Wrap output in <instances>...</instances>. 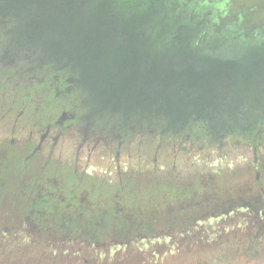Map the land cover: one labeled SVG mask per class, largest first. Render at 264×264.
<instances>
[{"label": "flooded vegetation", "instance_id": "af4514ba", "mask_svg": "<svg viewBox=\"0 0 264 264\" xmlns=\"http://www.w3.org/2000/svg\"><path fill=\"white\" fill-rule=\"evenodd\" d=\"M75 1L0 0V171L19 176L15 195L22 197L5 214L0 234L6 245H20L28 233L57 262L63 249H73L75 259L92 263L102 254L96 246L112 251L158 237L170 244L185 235L189 248L193 240L202 243L205 222L258 221L264 188L252 202L237 203L230 190L242 188L238 171L254 169L261 181L264 45L230 52L232 37L207 43L203 35L210 29L200 19L208 13L200 7L181 22L191 27V38L165 44L163 53L153 11L145 14L151 20L146 26L136 5L128 23L119 8L96 11L102 0L78 7ZM173 49L190 55L172 57ZM139 173L149 175L150 183H142ZM218 177L230 181L223 209L217 207L222 199L216 184L208 183L212 190L204 186L206 178ZM77 183L102 198L86 204ZM52 189L58 193L50 196ZM147 190L166 213L149 219L181 225L125 239L116 226L126 222L119 198ZM201 195L203 202L195 198ZM35 198L45 199L42 206ZM173 204L181 214L165 211ZM68 213L115 230L85 228L67 238L61 224L74 220ZM52 214L57 227L43 223ZM94 237L104 241L93 244Z\"/></svg>", "mask_w": 264, "mask_h": 264}, {"label": "rangeland", "instance_id": "374dc122", "mask_svg": "<svg viewBox=\"0 0 264 264\" xmlns=\"http://www.w3.org/2000/svg\"><path fill=\"white\" fill-rule=\"evenodd\" d=\"M197 150V149H193ZM186 151V150H185ZM1 158V157H0ZM213 159V158H209ZM1 163V161H0ZM209 165V162L206 163ZM188 166V165H187ZM261 181L257 183L256 175L254 169L249 171H238V183L241 184L242 188L234 187L231 192V202L237 203L241 201V198H246L248 202H252V199L259 198L260 194L262 195V188H264V167L260 169ZM5 174L4 169L1 170ZM247 175V178H243V175ZM139 176L142 178V183H150V176L139 173ZM18 175L15 177L18 179ZM17 181V180H16ZM16 181L9 184V187L6 192H4L3 197L0 201V231H4V227L7 224L4 222L6 217L5 214L10 209L13 201L15 199L19 200L22 198L15 195ZM216 184L214 186L217 191L216 194H220L221 197L217 200L218 204L225 202L222 198V193L227 189L228 185L226 182H230L221 178H217L216 181L212 179H205L206 188L212 190L209 184ZM209 183V184H208ZM92 185V184H91ZM91 187L90 189H92ZM240 188V189H239ZM86 190L81 184L77 183V190L81 197L82 193L86 194L87 203L94 204L96 200L102 198L97 196L98 193L92 190ZM227 191V190H226ZM50 196L58 193L57 190H49L48 193ZM127 192V190L125 191ZM96 193V194H95ZM130 192H127V194ZM95 194V195H94ZM150 191H142V193L136 192L135 196L132 198L120 197L119 206L121 208V215L126 222L124 224L125 228L123 229L124 237L127 234H132L134 231L146 233L152 231H160L165 229L166 226L181 225L178 223H169L166 221H154L149 219L150 217H157L156 215L166 214L165 212L161 213L158 210V207L153 201V195ZM206 196V195H205ZM83 198V197H82ZM85 198V197H84ZM203 202L205 198L203 195L195 197ZM50 197H47L45 201H48ZM42 200H37L38 202L35 205H40L39 203ZM86 201V200H85ZM190 201V200H189ZM75 200L74 204H76ZM80 201L78 203H81ZM84 202V201H83ZM84 204V203H83ZM79 205L76 208H81L86 205ZM225 204V203H224ZM207 205V204H206ZM42 206V205H40ZM218 209H223L224 207L217 206ZM259 209H264L263 206H259ZM182 207L177 204H173V207H166L165 211L170 212L171 214H181ZM57 213V211H56ZM72 213V211H71ZM68 213L67 218L74 219L75 216H70ZM54 214L51 216H45V222H48L51 227H57V223L54 222ZM60 217V216H57ZM61 218V217H60ZM141 218H144L145 221H141ZM160 218H162L160 216ZM163 220V219H159ZM69 222H63L62 225V234L69 237H73L76 234H81L85 232V228L94 227L97 223H81L75 219ZM93 224V225H92ZM109 225V224H108ZM204 231L201 232V244H198V240H193L194 244L191 246H186L185 242L188 241V236L179 235L172 238V242L169 244V240L166 237H158L154 240L148 242H143L142 240L135 241V244L129 243L124 247V249H119L115 246V249L103 250L102 246H96L97 252L102 254H97L93 259L92 263H85L82 261V258L75 259L76 251L72 250H62V255H58L60 258L57 262V257L55 254H44L43 251H47V247L41 241L32 242L30 239V234L28 240H23V237L20 238V245L12 246L6 245V239L3 234H0V264H264V215L259 218L258 221L246 222L238 220L237 222H205ZM112 227L113 225L110 224ZM99 231L101 228H98ZM109 229V228H107ZM106 229V230H107ZM114 229V228H113ZM136 229V230H135ZM115 230V229H114ZM134 230V231H133ZM101 232V231H100ZM92 234V233H91ZM122 238V235L121 237ZM146 240V239H145ZM99 244L104 241L100 237H94L91 242ZM108 241V240H107ZM95 247V245H93ZM40 250V252H39ZM105 251V253H104ZM84 258V257H83ZM49 263H46V262Z\"/></svg>", "mask_w": 264, "mask_h": 264}, {"label": "water", "instance_id": "95a60500", "mask_svg": "<svg viewBox=\"0 0 264 264\" xmlns=\"http://www.w3.org/2000/svg\"><path fill=\"white\" fill-rule=\"evenodd\" d=\"M142 13L138 21L146 26L150 25V16L146 12L153 11L156 19L152 21L156 31L161 52L165 44L182 42L189 39L187 33L191 27L184 22L183 17L189 13H208L202 21L210 30L203 35L207 43L223 44L232 37L234 40L230 52L240 47L247 50L258 41L264 45V0H102L95 5L96 11L113 10L119 8L124 11L125 21L132 22L134 6ZM196 9V10H194ZM130 13V14H129ZM200 16V14H199ZM261 29L259 32L256 29ZM191 38V37H190ZM173 49L172 57L190 55L188 51ZM164 53V52H163Z\"/></svg>", "mask_w": 264, "mask_h": 264}, {"label": "trees", "instance_id": "16d2710c", "mask_svg": "<svg viewBox=\"0 0 264 264\" xmlns=\"http://www.w3.org/2000/svg\"><path fill=\"white\" fill-rule=\"evenodd\" d=\"M87 0H76L75 2H76V5H77V7L78 6H83L84 4H85V2H86ZM70 5V4H69ZM242 69H241V71H245L246 70V66H245V63L242 65V67H241ZM241 71H239L238 73H241ZM237 73V74H238ZM13 175H9V174H7V173H2L1 171H0V201H1V199H2V197H3V194H4V192H6L7 191V189H8V187H9V184L10 183H13V182H15L16 180H18V179H16V178H14V176L12 177ZM17 182V181H16ZM109 224V225H108ZM124 224H125V222H120V223H116V226L117 227H119V230H122L123 231V229L125 228V226H124ZM93 225V224H92ZM108 226H110V223H106V222H103V223H98V224H95V226L94 227H90V228H95V230H96V228L98 229V228H101V230H106L107 228H109ZM99 230V229H98ZM136 230V229H135ZM134 231V230H133ZM156 232H158V231H156ZM139 234H144V233H142V232H138V231H134L132 234H127L126 233V237H125V239H131V238H134V237H136L137 235H139ZM145 234H148V235H154V234H156V233H152V231H149V232H146ZM126 245H128V243L126 244Z\"/></svg>", "mask_w": 264, "mask_h": 264}]
</instances>
